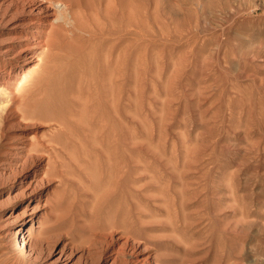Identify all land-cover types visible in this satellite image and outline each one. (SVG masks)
Segmentation results:
<instances>
[{
	"label": "rangeland",
	"instance_id": "obj_1",
	"mask_svg": "<svg viewBox=\"0 0 264 264\" xmlns=\"http://www.w3.org/2000/svg\"><path fill=\"white\" fill-rule=\"evenodd\" d=\"M41 1L0 0V264H264V0H51L36 45Z\"/></svg>",
	"mask_w": 264,
	"mask_h": 264
},
{
	"label": "bare ground",
	"instance_id": "obj_2",
	"mask_svg": "<svg viewBox=\"0 0 264 264\" xmlns=\"http://www.w3.org/2000/svg\"><path fill=\"white\" fill-rule=\"evenodd\" d=\"M43 2L44 1H41V2H38V3L36 2V4L34 3L31 6L30 10H31V12L33 14H35V15L38 14L39 16H41V14H43V13L44 14L42 15V17H39L38 15L33 17L29 21V23H27L26 27H28L30 31H29V35H28V33H26V35L24 36L25 40H29V39L33 38V37H31L32 35H35L36 36V40H37L36 41V45H39L41 43V41H42V39H41V34L42 33H41L40 30L42 29V27H44L46 24H48L47 23L49 21L48 18H51L50 16L53 15V10L50 11V9H49L50 8L49 6H52V1L48 0L49 4H45ZM55 4H57V3H55ZM31 32H33V33H31ZM25 44H26V47H24L23 49H19V52L17 51L18 54L19 55L21 54L20 56L24 60H28V59L31 60V61L38 60L39 58H36V56H38V54L36 55V53H34V52L32 53L30 50H28L29 48H33V46H31L32 44L29 45L28 41ZM6 50H8V49H6ZM4 53L2 54V56L6 55V52H4ZM16 55H17V53H16ZM39 56H41V55H39ZM33 67H34L33 64L30 65V67H28V69L26 71L28 72V70H29V72H30L31 68H33ZM22 148L23 147L21 146L20 150ZM34 172H36V171H34ZM36 185H37V183H35V185L32 186V189H31V192H30L31 195H30L29 202H33L37 198V196L39 195V193H38V195L35 194V190L34 189H35ZM18 218H19V222H20V225H19V231H20L19 238H20V241H21V247L29 248V249L34 250L35 252L38 253L39 252V247H38V244H37V240L34 238L31 230H33L34 223H39L35 227L40 228V226H41V221H40L41 214H39V212L32 205L31 208H30V211L27 213V215L20 216ZM26 226H27V229H26ZM25 233H26V235H25ZM40 241H38V242L40 243Z\"/></svg>",
	"mask_w": 264,
	"mask_h": 264
}]
</instances>
